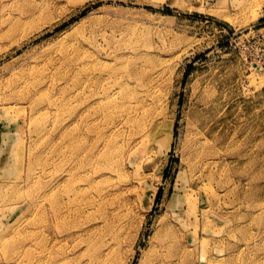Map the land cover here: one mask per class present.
I'll return each mask as SVG.
<instances>
[{"label": "rangeland", "instance_id": "rangeland-1", "mask_svg": "<svg viewBox=\"0 0 264 264\" xmlns=\"http://www.w3.org/2000/svg\"><path fill=\"white\" fill-rule=\"evenodd\" d=\"M0 264H264V0H0Z\"/></svg>", "mask_w": 264, "mask_h": 264}, {"label": "bare ground", "instance_id": "bare-ground-1", "mask_svg": "<svg viewBox=\"0 0 264 264\" xmlns=\"http://www.w3.org/2000/svg\"><path fill=\"white\" fill-rule=\"evenodd\" d=\"M259 66V65H258ZM255 68H254V70H253V76H254V74H256L257 73V70H258V67H256V66H254ZM124 67H119V68H113L111 71H112V73L113 74H118L119 72H121V70H124L123 69ZM110 71V72H111ZM257 75V74H256ZM258 76V75H257ZM256 77V76H255ZM252 79H254V77L252 78ZM102 81H103V78H102ZM254 81V80H253ZM117 82L120 84V80L118 79L117 80ZM252 82V81H251ZM124 88H127L126 87V85L125 84H121L120 85V90L118 91V96H120V95H124V97L127 99V104H128V106L130 107V109H129V107H128V110H126L125 111V114H124V116L120 119V122H119V124H118V126H121V127H123L124 126V124H126V123H128V122H130V121H132L133 119H134V112H135V110L138 108V107H140L141 106V102L143 101L142 100V98H141V96L139 95V94H137V93H134L131 89H129V90H127V92L126 93H123L124 92ZM169 126V128H170V125H168ZM170 136H171V134H170ZM168 140H169V136H168V134L165 136V143L166 142H168ZM80 191H82V190H80ZM77 192V189H74L73 190V194H75ZM185 193L186 194H188L190 197V199H189V205H191V206H193L192 208H193V210L194 211H196V209H197V206H198V200H197V194L195 193V191L194 190H191L190 188L188 189H186L185 190ZM71 200V197L69 198V201ZM65 203V202H64ZM71 209L73 210V207H71ZM60 213L62 214V212H64V215L65 216H68L69 214H71V210H70V208H67V209H65L64 211H62V208L60 207ZM80 210L82 211V208H80ZM178 211V212H177ZM176 211V213H174L175 215H180V213H181V210H177ZM75 212H77V210H75ZM174 233L173 232H171L170 230H169V232L168 233H166V235H165V237H164V240H163V247H166L167 246V240L171 237V235H173ZM173 237H174V235H173Z\"/></svg>", "mask_w": 264, "mask_h": 264}]
</instances>
